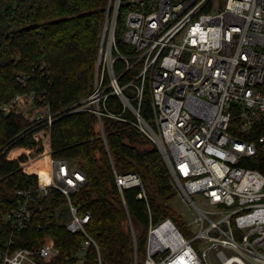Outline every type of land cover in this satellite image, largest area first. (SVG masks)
<instances>
[{
  "label": "built area",
  "instance_id": "obj_1",
  "mask_svg": "<svg viewBox=\"0 0 264 264\" xmlns=\"http://www.w3.org/2000/svg\"><path fill=\"white\" fill-rule=\"evenodd\" d=\"M4 3L6 17H11L16 0H0V6ZM124 4L128 13L123 41L132 47L131 55L122 53L116 40ZM118 60L125 62V72L141 66L139 83L121 85ZM31 80L30 74L17 77L24 87ZM147 84L153 123L140 111ZM94 87L88 98L63 114L54 115L46 96L36 90L16 95L1 109L48 127L62 116L88 111L103 130L109 97L104 87L112 88L135 117L130 123L160 152L173 185L200 213L187 223L190 238L170 219L151 225L145 264H209L213 249L222 264H264V173L252 167L255 158L264 155V0H109ZM121 87H137V107ZM47 161L49 179L38 184V197L47 198L52 189L65 195L72 218L67 229L86 235L84 255L96 246L86 230L91 214L81 215L71 196L85 186L86 175L75 160L49 155ZM116 180L122 194L142 187L135 173L117 175ZM197 194L214 207L217 220L195 203L192 196ZM16 195V207L5 217L12 234L0 248V264H43V259L56 258L60 252L52 244L14 249L13 235L31 227L35 202L33 189H19ZM166 223L177 235L164 234V241L158 230ZM197 241L199 248L194 246ZM220 248L236 254L227 256Z\"/></svg>",
  "mask_w": 264,
  "mask_h": 264
},
{
  "label": "trees",
  "instance_id": "obj_2",
  "mask_svg": "<svg viewBox=\"0 0 264 264\" xmlns=\"http://www.w3.org/2000/svg\"><path fill=\"white\" fill-rule=\"evenodd\" d=\"M108 3L16 0L0 34V248L12 234L5 217L16 207V191L33 189L34 220L28 230L14 233V249L52 244L60 253L56 258L43 259V264H78L80 260L83 264H136V253L137 264H145L151 225L168 219L184 236L191 237L186 222L171 207L177 191L160 152L130 123L135 117L124 109L112 88L104 87L109 97L103 130L97 116L88 111L62 116L48 127L34 125L22 115H6L1 109L16 95L32 90L46 96L54 115L88 98L95 88V66ZM127 13L124 4L116 40L118 49L131 55L132 47L123 41ZM26 20L32 26L8 30L12 23L21 26ZM125 70V62L118 60L116 73L121 76V85L139 83L136 76L141 66ZM22 74L32 76L26 87L17 81ZM121 88L137 107V87ZM140 111L153 123L149 84L144 87ZM29 150H34V158ZM49 155L77 161L86 175L85 186L71 196L81 215L91 214L86 230L96 246L91 245L84 255L81 250L86 235L71 233L62 222V215L69 210L65 195L52 189L47 198L38 197V184L49 179ZM255 161L252 167L264 173V155ZM131 173L140 177L142 187L126 189L122 194L116 176ZM199 244L197 241L194 246L198 248Z\"/></svg>",
  "mask_w": 264,
  "mask_h": 264
},
{
  "label": "rangeland",
  "instance_id": "obj_3",
  "mask_svg": "<svg viewBox=\"0 0 264 264\" xmlns=\"http://www.w3.org/2000/svg\"><path fill=\"white\" fill-rule=\"evenodd\" d=\"M25 16H27L25 14ZM27 26H32V23H29L28 20L24 21L21 23V26H19L18 24H13L11 26H9V31L11 30H18L19 28L22 27H27ZM34 152V150L32 151H28V154H30L31 158H34V156H32V153ZM174 189L177 191V195L176 197L173 199V201L171 202V207L173 208V210L179 215L181 216L184 221L187 223H192L196 218L200 217V213L192 206L190 205L187 201H185L183 199V196L181 194V192L177 189L176 185H173ZM193 200L195 201V203L205 212L208 214V216L212 219H218L214 214H213V210L214 207H212L208 201L202 197V195L197 194V195H193L192 196ZM67 212V211H66ZM64 215H62V222L65 224H68L71 221V215L68 212ZM208 226V222L205 221V227ZM195 244V243H194ZM199 248V245H198ZM220 250L224 251L226 253L227 256H231L233 254H236V252L230 250V249H224V248H220ZM262 251L264 252V247L262 249ZM80 263L78 264H83L82 260L79 261ZM208 262L209 264H222L221 260L218 257V251L216 249H213L211 251H209V257H208ZM23 264H32L29 263L28 261H25Z\"/></svg>",
  "mask_w": 264,
  "mask_h": 264
},
{
  "label": "bare ground",
  "instance_id": "obj_4",
  "mask_svg": "<svg viewBox=\"0 0 264 264\" xmlns=\"http://www.w3.org/2000/svg\"><path fill=\"white\" fill-rule=\"evenodd\" d=\"M164 234H167L168 236L177 235L176 231L173 229V227H172V225L170 223H166L163 227H161L158 230V235L160 236V239L166 241L164 239L165 238ZM226 264H231V261L230 260H226Z\"/></svg>",
  "mask_w": 264,
  "mask_h": 264
},
{
  "label": "water",
  "instance_id": "obj_5",
  "mask_svg": "<svg viewBox=\"0 0 264 264\" xmlns=\"http://www.w3.org/2000/svg\"><path fill=\"white\" fill-rule=\"evenodd\" d=\"M7 7H8L7 3H4L3 5L0 6V17L5 18V21H6ZM6 26H7V21L5 22L4 29H5ZM134 238H135V244H137L135 234H134ZM137 259H138V257H137V253H136V264H137Z\"/></svg>",
  "mask_w": 264,
  "mask_h": 264
},
{
  "label": "flooded vegetation",
  "instance_id": "obj_6",
  "mask_svg": "<svg viewBox=\"0 0 264 264\" xmlns=\"http://www.w3.org/2000/svg\"><path fill=\"white\" fill-rule=\"evenodd\" d=\"M5 22H6L5 18L0 17V34L5 31L4 29Z\"/></svg>",
  "mask_w": 264,
  "mask_h": 264
}]
</instances>
